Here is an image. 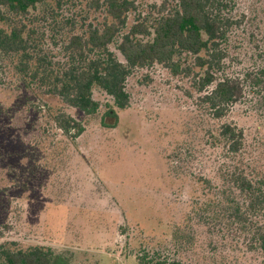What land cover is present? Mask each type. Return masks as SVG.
<instances>
[{"label": "rangeland", "instance_id": "1", "mask_svg": "<svg viewBox=\"0 0 264 264\" xmlns=\"http://www.w3.org/2000/svg\"><path fill=\"white\" fill-rule=\"evenodd\" d=\"M135 1L148 15L162 0ZM49 2L51 12L41 8L27 25L40 38L47 35L52 49V40L62 45L71 32L104 17L92 0ZM232 2L247 19L234 31L225 70L244 83L247 100L224 120L245 131L248 151L264 164V116L254 100L261 98L247 77L263 64L264 0ZM138 15H130L129 26ZM6 71L11 83L3 87L16 94L0 89V253L49 248L57 264H139L146 255L167 264H264L241 231L203 218L212 216L213 196L200 173L214 178L218 158L203 132L216 123L204 116L191 80L161 65L133 70L125 83L129 107L117 109L114 125L105 117L111 99L102 89L94 91L101 105L94 115L51 97L38 109ZM59 110L74 115L84 131L72 132V139L56 130L49 113Z\"/></svg>", "mask_w": 264, "mask_h": 264}, {"label": "trees", "instance_id": "2", "mask_svg": "<svg viewBox=\"0 0 264 264\" xmlns=\"http://www.w3.org/2000/svg\"><path fill=\"white\" fill-rule=\"evenodd\" d=\"M49 1L0 0V89L9 90L3 86L11 83L6 71L10 67L16 85L22 88L16 90L26 89L38 100V109L40 103L44 106L43 97H51L70 110L94 115L101 106L94 91L100 88L111 99L105 117L116 125L117 109L129 107L125 83L133 70L161 65L174 76H185L200 95L204 116L216 123L203 132L218 157L211 167L214 178L200 173V182L213 196L212 216L203 218L238 229L250 252L264 257V164L248 151L245 131L224 120L235 105L247 100L244 83L225 70L232 36L241 31L247 15L238 14L232 0H162L153 4L148 15L139 11L135 0H92L91 6L104 14L102 22L71 32L66 40L61 39L62 45L59 39H50L55 45L52 49L47 35L40 38L27 25L41 8L51 12ZM134 13L139 15L129 26ZM260 54L261 69L247 77L261 98L254 100L264 116V47ZM9 91L16 94L15 89ZM58 112L49 113L56 130L72 139L84 131L74 115ZM57 260L53 249L37 246L3 248L0 253V264H57ZM139 264L167 262L146 255Z\"/></svg>", "mask_w": 264, "mask_h": 264}]
</instances>
